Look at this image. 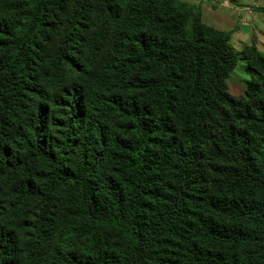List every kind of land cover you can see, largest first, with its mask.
Segmentation results:
<instances>
[{
	"label": "trees",
	"instance_id": "16d2710c",
	"mask_svg": "<svg viewBox=\"0 0 264 264\" xmlns=\"http://www.w3.org/2000/svg\"><path fill=\"white\" fill-rule=\"evenodd\" d=\"M230 41L179 0H0V264H264V54Z\"/></svg>",
	"mask_w": 264,
	"mask_h": 264
},
{
	"label": "rangeland",
	"instance_id": "374dc122",
	"mask_svg": "<svg viewBox=\"0 0 264 264\" xmlns=\"http://www.w3.org/2000/svg\"><path fill=\"white\" fill-rule=\"evenodd\" d=\"M180 2L186 3L187 5L191 6L195 11H199L200 15H202L203 20L205 23H207L206 20H209L212 17H222L225 19H229L228 10L222 7H219V4L225 3L231 7H240L246 8L248 7V4H253V6L259 5L260 7H264V0H256V2H252L251 0H234L235 3L232 4L227 0H179ZM243 3V4H242ZM256 7L259 9H255L256 13L251 17V25L254 24L256 29H261L258 31V41H251L252 39L249 38L248 41H245L246 44H243L240 48L238 45H233L231 42V45L235 48H237V52L241 50V48L244 45H250L253 44L259 52L264 54V14H259L261 12L260 7ZM210 9L207 11V9ZM243 18L245 17V20L249 22V17L246 12L241 13ZM208 25V23L206 24ZM240 25V22H239ZM209 26V25H208ZM241 26V25H240ZM242 27V26H241ZM249 27H243V30L249 29ZM248 37L249 35L246 34ZM249 79L248 73L244 70V65L241 61L238 62L237 67L231 72L228 80H227V88L229 90V93L233 96H238L243 94L244 87H245V81Z\"/></svg>",
	"mask_w": 264,
	"mask_h": 264
},
{
	"label": "crops",
	"instance_id": "0c3cea01",
	"mask_svg": "<svg viewBox=\"0 0 264 264\" xmlns=\"http://www.w3.org/2000/svg\"><path fill=\"white\" fill-rule=\"evenodd\" d=\"M252 2H256V0H251ZM243 4V3H242ZM219 7L225 8V10H228V14H229V19H225L222 17H212L209 20H206L208 25L211 27H214L218 30L221 31H225V32H230L231 34V41L233 43V45H238V47L240 48L243 44H246L245 41H248L249 38L252 39L251 41H258V31H260L261 29H256V27L254 26V24L251 25V17L256 13L255 9H259L256 8L257 6H253V4H248V7L246 8H241L240 7H231L225 3L219 4ZM260 7V6H259ZM260 8H264V7H260ZM210 9L208 8L207 11H209ZM242 12H246L248 17H249V22H247L245 20V17L243 18L242 16ZM259 14H264V11L259 12ZM201 21L204 24H207L204 22L203 17L201 15ZM240 22V26L239 25ZM249 29L243 30V27H249ZM248 34L249 37L246 35ZM235 51H237L238 49L233 47Z\"/></svg>",
	"mask_w": 264,
	"mask_h": 264
}]
</instances>
